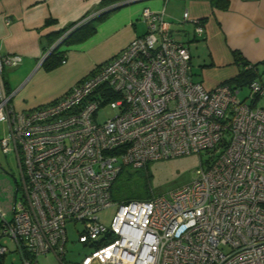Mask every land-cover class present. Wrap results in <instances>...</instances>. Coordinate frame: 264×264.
Wrapping results in <instances>:
<instances>
[{"label": "built area", "instance_id": "1", "mask_svg": "<svg viewBox=\"0 0 264 264\" xmlns=\"http://www.w3.org/2000/svg\"><path fill=\"white\" fill-rule=\"evenodd\" d=\"M141 18L143 35L26 111L13 109L2 79L3 67L22 57L0 53V122L7 125L0 148L14 154L19 171L1 236L23 264L44 253L64 264L68 222H81L77 240L88 249L72 264H264V107L252 104L264 84H248L249 103L229 83L207 89L192 78L189 49L172 36L163 9L145 8ZM105 103L116 112L98 122ZM204 150L206 165L200 161L192 181L167 196L119 202L109 224L101 219L125 165ZM6 250L0 245V254Z\"/></svg>", "mask_w": 264, "mask_h": 264}, {"label": "crops", "instance_id": "2", "mask_svg": "<svg viewBox=\"0 0 264 264\" xmlns=\"http://www.w3.org/2000/svg\"><path fill=\"white\" fill-rule=\"evenodd\" d=\"M122 1L129 0H0V53L22 57L19 64L2 70L5 89L13 92V109L26 111L52 102L88 76L94 66L111 59L132 39L143 35L147 30L141 18L145 8L163 9L172 36L189 49L192 78L207 89L238 76L242 67L236 53L250 64L264 61V0H226V8L216 6L212 0H134L102 12ZM184 12L188 13L185 19ZM87 14H93L88 21L89 32L85 36L72 34L61 48L66 62L53 69L44 68L41 60L58 32ZM195 20L203 26L200 34ZM261 67L264 65L258 66L257 78ZM262 97L252 104L257 106ZM0 123L2 137L7 125ZM5 194L0 191V203ZM1 238L0 245L6 246ZM6 248L3 264L9 250ZM11 249L23 264L13 242ZM40 255L37 264H61L52 253Z\"/></svg>", "mask_w": 264, "mask_h": 264}, {"label": "rangeland", "instance_id": "3", "mask_svg": "<svg viewBox=\"0 0 264 264\" xmlns=\"http://www.w3.org/2000/svg\"><path fill=\"white\" fill-rule=\"evenodd\" d=\"M5 76V75H4ZM259 78V79H258ZM259 81L264 82V67L259 69ZM249 88L248 84L241 86L237 97L240 100L251 102L248 97ZM258 107H264V97L260 98L257 102ZM115 109L111 108L108 103L101 105L96 113L95 119L102 122L115 114ZM3 125L0 123V137L2 135ZM209 154L207 151L200 153H189L184 155L171 156L161 160L150 161L146 166L133 167L132 165H125L122 169V174L116 178L113 186L115 196L113 204L102 210L100 213L101 219L109 224L113 214L115 213L118 203L125 201L126 188L131 189L133 192L141 193V185L137 183L140 177L147 175L146 189L149 194L165 195L167 196L175 188L189 183L196 177V169L200 167V161H203V166L206 165V159ZM131 174L132 179L128 186H125L124 176ZM15 179H19L18 165L15 157L10 153H3L0 148V191H5V199L0 203V220L1 214L4 213L5 219L11 218L12 202L14 190L16 188ZM134 180L136 183H134ZM126 187V188H125ZM143 189V186H142ZM82 224L78 222L76 227L72 222L66 224L67 242L65 245L66 254L65 258L67 264L79 261L80 258L88 250L77 240V228L81 229ZM2 243L9 248L5 257V264H20V258L17 252L12 251V242L9 238H1ZM51 254V253H47ZM41 256V255H40ZM12 262V263H11Z\"/></svg>", "mask_w": 264, "mask_h": 264}, {"label": "trees", "instance_id": "4", "mask_svg": "<svg viewBox=\"0 0 264 264\" xmlns=\"http://www.w3.org/2000/svg\"><path fill=\"white\" fill-rule=\"evenodd\" d=\"M213 4H215L216 6L222 7V8H226L227 6V1L226 0H212ZM87 15H85V17H87ZM83 17V18H85ZM82 18V19H83ZM82 19H80L79 21H81ZM79 21L73 22L71 24H69L68 26H66L65 28L61 29L58 32V35L56 37V39L52 42L55 43L57 41V39H59L61 37V35H63L65 33V31H67L68 29H70L71 27H73L74 25H76ZM89 21V20H88ZM83 22L81 23L79 26H76L75 28H73V30H71L68 35L61 41L60 45H58L55 49H53L47 56L46 58H44L42 65L44 68L46 69H53L56 66L61 64L62 59H64L66 57L65 55V50L61 49L62 46H64L65 42H68V39L70 38V36L76 32L80 33L81 35L85 36L88 32H89V22ZM81 36V37H83ZM236 55V60L237 62L241 65V71L238 74L237 77H235L234 79L230 80L229 82L226 81L225 83H229L230 85L233 83L235 84V87H241L244 84H249L252 80H255L258 76L257 73V68L259 65H264V61L258 62V63H254V64H250L247 61H245L244 59H242L241 55H239L238 53L235 54ZM258 97V96H257ZM147 163L144 165L146 166ZM143 167V166H142ZM122 172V170H121ZM119 173L117 175L116 178H118V176L122 173ZM115 178V180H116ZM146 178L147 175L140 177L137 180V183H139L141 185V193H137V192H133L131 189L126 188V194L124 196V200L128 201V200H132V199H144V198H148L151 197L152 195L149 194L147 192L146 189ZM132 179L131 174H127L124 176V181H125V186L130 183ZM114 180V182H115ZM134 183H136V181L134 180ZM113 186L114 183L112 185V189H111V193H112V198H114L115 193L113 191ZM143 186V189H142ZM1 221H0V236H1ZM1 244V243H0ZM66 253V252H65ZM65 253L63 255V261L66 260L65 258ZM2 254H0V264L2 263Z\"/></svg>", "mask_w": 264, "mask_h": 264}, {"label": "water", "instance_id": "5", "mask_svg": "<svg viewBox=\"0 0 264 264\" xmlns=\"http://www.w3.org/2000/svg\"><path fill=\"white\" fill-rule=\"evenodd\" d=\"M129 1H134V0H129ZM129 1H122V2H118V3H116V4H113V5H110L109 7H106L105 9H103L102 12H107V11H109V10H111V9H113V8H116V7H118V6H121V5H123V4H125V3L129 2ZM60 43H61V41H59V42L56 43V44H53L52 47L49 49V51L43 56V58H42L41 61H43V59L46 58V56H47V55H48L53 49H55L58 45H60Z\"/></svg>", "mask_w": 264, "mask_h": 264}, {"label": "flooded vegetation", "instance_id": "6", "mask_svg": "<svg viewBox=\"0 0 264 264\" xmlns=\"http://www.w3.org/2000/svg\"><path fill=\"white\" fill-rule=\"evenodd\" d=\"M15 182H16V179H15Z\"/></svg>", "mask_w": 264, "mask_h": 264}]
</instances>
